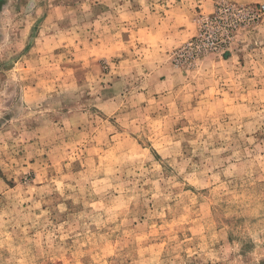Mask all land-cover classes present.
Returning a JSON list of instances; mask_svg holds the SVG:
<instances>
[{
    "label": "rangeland",
    "instance_id": "374dc122",
    "mask_svg": "<svg viewBox=\"0 0 264 264\" xmlns=\"http://www.w3.org/2000/svg\"><path fill=\"white\" fill-rule=\"evenodd\" d=\"M124 1L0 0V264H264V0Z\"/></svg>",
    "mask_w": 264,
    "mask_h": 264
},
{
    "label": "crops",
    "instance_id": "0c3cea01",
    "mask_svg": "<svg viewBox=\"0 0 264 264\" xmlns=\"http://www.w3.org/2000/svg\"><path fill=\"white\" fill-rule=\"evenodd\" d=\"M133 0H125L129 5ZM135 6L125 12L121 8L120 21L123 15L132 16L127 22L135 23L133 31L135 41L152 52L165 54L172 47L190 37L194 32L193 17L199 13H210L214 8V0H136ZM165 2V3H164ZM160 65H157V68Z\"/></svg>",
    "mask_w": 264,
    "mask_h": 264
},
{
    "label": "built area",
    "instance_id": "2783aa9c",
    "mask_svg": "<svg viewBox=\"0 0 264 264\" xmlns=\"http://www.w3.org/2000/svg\"><path fill=\"white\" fill-rule=\"evenodd\" d=\"M263 10H264V5H262V7H261Z\"/></svg>",
    "mask_w": 264,
    "mask_h": 264
}]
</instances>
